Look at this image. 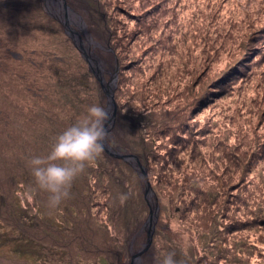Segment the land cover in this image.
<instances>
[{
	"label": "rangeland",
	"instance_id": "374dc122",
	"mask_svg": "<svg viewBox=\"0 0 264 264\" xmlns=\"http://www.w3.org/2000/svg\"><path fill=\"white\" fill-rule=\"evenodd\" d=\"M65 1L72 10L65 11L63 0H41L43 10L46 16L53 20L54 24L52 27L57 29V33H55V36L45 35V33H41L40 31L33 33L31 44H29V53H27L29 56L23 59L24 66L21 67L27 69L32 76L28 79L29 83L26 84H30L32 81L34 87L32 86L33 88L30 92L26 88L23 89V92L21 89L20 92V89H17L16 82H13V89L8 93L10 94L9 101L12 105L13 115H15L14 123L16 127H19V136L17 138L19 145L18 159L32 156L33 153L41 155L42 148L38 145L39 143L35 144L33 137L36 133L35 126L36 124L39 126V124L44 122L45 119L42 117L43 110L52 109L53 113L58 112V103L54 104L55 95L52 104V99L46 94L51 92V88L50 90L46 88H49V85H54L56 81V75L52 72V68H68L70 71L83 68L95 76L90 69L88 61L83 57L76 45L77 42H81L90 52H94L99 57L100 68L106 81H109L113 73L117 71L115 85L112 83L114 86V99L119 77L122 79L121 75L125 78V85L122 86L123 91H125L123 93L134 89V85L139 81L137 85H141L142 87L141 91L145 94L143 98L152 104L154 110H159L154 112L155 114H152L155 117L153 120L155 124L150 128V131L157 130V128L163 126L165 123L171 126L169 128L171 130L165 135L158 133L152 137L151 133L152 139L159 137V141L165 142L164 146H156V149L151 152L152 159L150 161L152 163L155 164V155H157L158 159L163 157L166 160H174L178 166L177 168L181 171V176H178L182 177L183 174L186 175L187 171H191L192 168H197L204 175L208 174L207 168L209 165L207 163L196 165L202 158H205L208 163H211V161L218 162L213 164L214 173L218 172V174H221L223 171L225 172L224 167L227 164L237 161L243 165L241 169L238 166L230 167L229 171H232V180L237 181V183L242 182V184L250 182L251 179L256 183L264 180V153H261L264 151V58L258 55L257 51L250 53V48L244 45V39L246 41L247 39L251 40V37H256L254 41L258 42L264 38V35L261 33L257 36V27L254 28L256 31H253L251 36L249 35L250 30H246V33H242L240 30L230 33L227 23L232 24V29L236 28L235 20L229 18V12L225 11V6L222 7V5H225L222 0H171L172 2H177L175 6H177L180 14L176 19L179 23H182V27L171 20V23H169L165 30L167 37L164 41L157 34V31L160 32V29H157L156 35L152 31H149V28L154 30L153 27H156V25H153L157 21L156 18L150 23L149 21H143L141 18H137V20L130 19L129 16L121 13V7L126 6V4L130 5L131 0H124L122 2L121 0H104V3L110 4V13L107 17L113 20L111 23L107 22L105 25L107 27L108 24H114V29L117 32L116 38L112 39L113 41L110 44L114 31L113 27L106 29L105 32L99 18L90 23L91 26H89V22L86 20L89 17L85 13H82V7L86 2L75 0L77 2L75 5L78 6V10H75L68 0ZM7 10L10 11L11 9L7 8ZM29 10V17H34L38 20H35L38 23L48 19L39 17L41 15L39 7H32ZM106 11L107 6L105 8ZM66 12L69 22H67ZM64 23L70 25L71 29L67 27L69 31L66 30ZM257 25H262V22H258ZM72 29L77 31L78 34L73 33ZM104 32L108 34L105 41L104 37L101 36ZM138 32L142 34L137 36ZM168 37L170 38L167 40ZM124 43L125 45H123ZM119 45L123 47L119 48ZM154 45L157 48L152 51ZM129 66H131L130 71L127 70ZM243 66L252 68V72L247 74L246 77L242 78L241 73L233 76L230 74L237 67H242V70H244L246 67L243 68ZM133 69L135 70L133 71ZM1 79L2 76L0 75V81ZM34 79H37L38 86L35 85ZM227 80H229L227 88L223 89L222 86ZM131 82L134 84L133 86H130ZM101 87L106 94L102 84ZM146 90H150V92ZM4 91L2 92L4 93ZM16 93L17 97H15ZM5 97V95L0 93V128L3 127L4 114L9 115V112L6 110H11L6 107L4 108L2 104L6 102ZM44 97H47V99H44ZM106 98L105 108H107V95ZM123 98H121L122 101L124 100ZM15 106L20 107L17 109ZM40 108L44 109L41 111ZM176 115L181 116L185 120V125L183 124L184 127L180 132H177V125L172 122L177 118ZM84 117L82 113L81 118L83 119ZM116 121L117 113L114 126L108 131L106 141L114 152L128 156L129 154H133L139 159L142 166L146 169L154 192L149 197L152 199L147 200L145 198V182L141 175V166L133 158L124 159L112 155L105 148L104 151L108 156L120 159L129 165V168L119 166L116 168L117 170L113 169L115 172L113 174L119 178V181L116 180L117 184H115L118 187L116 188V192L121 191V187L118 184L124 186L131 194H134L133 197L135 198H137L135 195H138L140 190L146 208V211L141 213L143 217L140 216L137 219L136 216L134 221L133 218L128 220V217H126V221L124 219L119 220L118 225H121L119 228L117 227L113 230L110 226L111 233H108V235L106 232L101 233L102 237L108 238L111 249L106 241L103 242L101 244L102 247H100L103 251L97 254L99 258L90 253L81 256L77 253L78 250L75 251L74 249L72 252L75 254L73 255L61 248H55V245L59 244L62 241L61 238L67 234L65 215L57 211V208H51L49 204H44L45 202L40 203L36 199L37 194L35 190L21 183V186L15 188V192L12 194L13 198L11 195H8L9 203L13 204V207L11 206L8 209L30 220V231H22L23 233L21 234L20 230H15L16 234L13 236L4 228L0 221V264H102L101 260L104 261L103 264H160L163 256L172 252L171 248H167L166 246L174 247L173 253L177 257L180 256L182 264H194L193 262L198 257L205 254L202 251V254L197 253H199L201 248H206L205 245L208 244L205 241L206 239L200 238L198 235L196 236L197 232L190 228L186 230L181 225L182 220L178 219L179 211H174L175 207H177L178 210L183 209L184 214L186 206L184 207L180 203V206L176 204L171 208L167 198L163 199L161 196L159 198L154 187L155 177L157 176V173H155L156 167L151 166L149 169L148 165L141 161L140 157L132 151L133 148L134 150L138 148L142 152H140L142 156L149 154L148 151L144 153L145 146L142 142L138 141L136 145L133 143L136 138L132 135L133 131L129 129L132 125L131 119L126 118L124 129H120L119 126L115 128ZM126 130L129 131L125 132ZM4 132L1 131V138H4L3 135H6V132ZM243 133L248 135L245 141L241 137ZM49 134L44 133L41 136V141L46 145L54 141L53 137L49 136ZM27 135H31L29 136L31 139ZM180 135L184 137V141L177 139ZM123 137L125 142L121 141ZM254 137L257 141H260L259 144H256L259 147L261 146L260 148L256 145L253 146V144H249L250 146L244 145V142L249 139L250 143ZM193 139L197 141L195 142ZM173 141L176 143V146L171 143ZM121 143L128 144L132 147V150L122 148ZM169 147L175 148H171L170 150ZM4 148H6L5 145ZM0 149L3 152L2 157L9 163L8 152H4L1 143ZM238 149H240V153L237 152ZM255 150H258L260 155L257 158H251L249 154L255 152ZM11 156L13 158L16 154L12 153ZM223 156L228 158L236 157L231 160L226 158V165L223 167ZM249 160H252L251 164ZM0 162L3 163L1 159ZM244 165H250L248 175L246 173L247 168H243ZM3 166L5 168V165ZM107 166L110 165L107 164ZM97 170L102 171L99 174V179L101 180H98V184L101 185V191L110 188L109 184L114 183L115 180L110 178L108 181H105V175L108 171L106 172V169L100 166H98ZM95 174L93 172L92 177H95ZM180 186L181 183H179L178 188ZM83 189H85L84 186L80 188V192H83ZM116 192H113V196H123V194ZM235 193L238 194L240 191L238 190ZM255 193L257 196L260 195L259 192ZM2 194L4 193H0V197H2ZM179 195L182 196L185 203L189 196L194 197V193L188 191V188H181ZM105 197V193L99 197L97 189L92 187V195L88 201L94 214H97L101 209L105 210L103 205L96 206L100 202H105L106 204L107 199ZM115 199L117 198L114 197L113 200L116 201ZM1 200L3 199L1 198ZM132 200V197L128 199V201ZM229 200L230 202L218 200L216 203H213L214 200H212V206L214 208L217 206L218 208L219 205H222L223 210L221 213L224 215L227 207L240 205V200L237 197ZM128 201L124 199L122 201L123 206L128 205ZM136 202H139L138 198ZM156 202L158 203L159 211L152 243L148 250L141 255L139 261L136 259L134 261L133 255L147 242L148 225L146 222L150 215L151 205ZM138 205L142 206V203H138ZM0 207L7 209L5 206L0 205ZM130 208L131 205L129 206ZM136 209L140 208L136 207ZM255 213L264 218V189L260 198L257 199ZM241 217V214L238 212L229 220L223 219L220 215L221 222L220 225H217V237L223 238L226 236L228 239L232 238L237 242L240 241L241 245L246 246L248 251L244 255L243 262L236 254L234 255L236 252H233V244L219 243L214 247V251L219 248L222 254H224V252H227V248H230L231 254L230 258L226 260L215 257L220 260L216 261L218 264H264V250L262 248H255L252 245L259 241L264 242V224H262L264 219H256L251 228L237 234L233 232L227 233V231L233 229L231 228L232 226H239V220H243ZM41 218L45 219L43 226L41 228L36 227L35 222ZM100 219L104 221V224L107 223L108 217L105 211L100 212L99 216L95 215L90 222V224H93L91 227L96 228L95 222L99 223ZM141 219L142 221H140ZM162 222L163 224H161ZM182 222L185 223V221ZM224 223L231 224L229 229L221 226ZM52 225H56L61 230L52 227ZM255 226L260 227L254 228ZM101 230L99 229L98 231L101 232ZM127 230L129 232L132 231V233L124 241ZM159 232L162 234H158ZM35 233H43L46 245L40 247L36 243L38 241L32 240ZM200 234L211 241L215 237V235L213 236L205 232H201ZM23 235L28 237L26 241L29 242L25 244L20 242L19 238ZM209 255L213 264H216L214 263V256L210 253ZM6 257H14L13 263H10Z\"/></svg>",
	"mask_w": 264,
	"mask_h": 264
},
{
	"label": "trees",
	"instance_id": "16d2710c",
	"mask_svg": "<svg viewBox=\"0 0 264 264\" xmlns=\"http://www.w3.org/2000/svg\"><path fill=\"white\" fill-rule=\"evenodd\" d=\"M83 1H85L86 4L82 7L83 9L82 13L83 14L85 13L86 16L89 17V19H86L89 22V26H91L90 23H93L94 21H96L97 18H99L101 23L103 24V28L105 32L106 29L110 27H113V29L115 28L114 24L113 25L108 24L107 27L105 25L107 22L111 23L113 21L112 18L110 20L107 17V15L110 13L109 3L108 4L104 3V0H83ZM122 1L124 0H121V2ZM68 2L71 3V5L73 6V8H75V10H78V6L75 5V3H77L75 0H68ZM222 2H224L225 4L222 5V7L225 6V11L229 12V16H230L229 18L235 20L236 28L232 29V24L229 22L227 23V25L229 26L228 31L230 33H232V31L235 32L236 30H240V32L246 33V30H250L249 35L251 36V33H253V31H256L254 30V28L257 27L258 28V31L256 32L257 36L259 35V33L264 35V0H222ZM175 5H177V2L176 1L172 2L171 0H131L130 5L126 4L127 7L126 6L121 7L122 8L121 13L123 15L129 16L130 19L137 20V18L138 19L141 18L143 21L145 22L149 21L150 23L153 19L156 18L157 21L153 23V25H156V27H153L154 30H151L149 28V31H152L154 35H156L157 29H160V32L157 31V34L158 36H161L165 41L167 37V34H165V30L169 25V23H171V20H173V22L177 23L180 27H182V23H179V21L176 19L180 14L179 13L180 11ZM106 6H107V11L105 12ZM32 7H36V8L39 7L40 9L39 13L41 15H44V16L40 15L39 17L48 18L46 16L45 11L43 10V5L41 3V0H0V75L2 76V79L0 81V93L6 96L5 97L6 104L2 103L4 108L6 107L7 109H11V110H6L9 112L8 113L9 115L4 114L3 127L0 128L1 147L4 149V152L5 151L8 152V159L10 160V162L8 163L2 157L3 152L0 149V159L3 161V163L0 162V193H4L2 194V197H0V199L1 198L3 199L0 201V205L5 206V208L7 207V209H2L0 207V221L2 222L4 228L7 231H9L13 236L16 234L15 230H20L21 234L27 230L30 231L29 229L30 220L26 219L25 217H22L23 215L18 214L17 212L13 213V211H10V209H8L11 206L13 207V204L9 203L8 195L12 196V194H14L15 192L16 187L21 186V183L31 187L32 189L35 190L37 194L36 199L40 203L45 202L44 204L48 205L47 193L38 190L34 182V177L32 176L30 168L28 166V160L32 156L37 155V153H33L32 156L30 155L24 158L19 156L22 159H18L17 155H18L19 145L17 142V138L19 136L18 134L19 127H16V124L14 123L15 115H13L12 105L10 104L9 101L10 94H8L9 91L13 89V84H12L13 82H16L17 89L19 88L20 92L21 89L23 92L24 91L23 89L25 88L28 90V92H30V90L34 87L32 85V81L30 84H26L29 83L28 79H30L32 76L27 69L21 67L24 66L23 59L26 56H29L27 53H29L28 52L30 47L29 44H31V38L33 33L40 31L41 33H45V35H49V36H55V33H57V29L52 27L54 23L51 18H48L47 20H43L41 21V23L40 22L38 23L35 21L37 19H35L34 17H29L30 13L28 12L30 11L29 9H31ZM7 8H10L11 10L8 11ZM258 22L259 23L262 22V25L260 26L257 25ZM104 33L101 36L104 37V41H105L106 37H108V34L105 33L104 35ZM116 34L117 32L114 29L112 33L113 36L111 35L112 38L110 40V44L116 38ZM141 34H142L141 32H138L136 35L139 36ZM169 38L170 37H168L167 40ZM255 39L256 37L253 38L251 37V40L247 39L246 41L244 39V45L250 48V53L253 51H257L258 55H261L264 58V38L260 39L258 42H255L254 41ZM123 45H125V43ZM121 46L122 45H119L118 47L120 48ZM156 48H157L156 45H154L152 51L155 50ZM131 66H129L127 70L130 71ZM247 66H245L246 68L243 66V68H245L244 70H242V67H237V69H234L230 74L233 76L235 74L241 73L242 74L241 77L244 78L246 77L247 74L252 72L251 71L252 68L249 67L247 68ZM134 70L135 69H133V71ZM52 72L54 73V75H56V81L54 82V85H49V88L46 87L45 88L48 90H50L51 88L50 90L51 92H48L46 94L50 97V99H52L51 100L52 104L54 100L53 97L55 95L54 104L58 103V112L53 113L52 109H45L46 110L45 111L43 110L44 108H40L41 111L43 110L42 117H44L45 120L42 124H39V126L36 124L35 126L36 135L34 134L33 137L35 140V144L39 143L38 145L41 146L42 148L40 152L41 156H46L47 154L50 153L51 148L55 142V139L60 132H62L71 123L82 119L81 118L82 113L84 116L87 115V109L89 107L88 105L91 106L93 104H98L105 107L106 106L105 101L107 99L106 94L104 93L100 82L87 69L78 68V69H74L73 71H70L68 68L65 69L52 68ZM121 77L122 79H120L119 77L118 87L117 90L115 91V99L118 107L117 121L115 128L119 126L120 129L121 128L124 129L126 118L128 119L130 118L132 121L131 122L132 125L131 127H129V129L133 131L132 135L134 138H136L133 141V143H135L136 145L138 141L142 142L143 145L145 146L144 153L148 151L149 154L142 156L141 155L142 152L138 148L137 150H134V148L132 150V147L126 143H121L122 145L121 147L127 150L134 151L140 157L141 161H143L148 165L149 169L151 166L156 167L155 173H157V176L155 177L154 187L159 195V198L160 196L163 199L167 198L169 200L170 203L169 205L171 208H173L176 204H179L180 206V203L183 204L184 207L186 206L184 209V214H183V209L178 210V208L175 207L174 210L175 212L179 211L178 219L180 218L182 221H185L186 223L185 224L181 221V225L184 228H186V230H188L187 228H190L195 232H197L196 236L198 235L200 238H205L206 239L205 241L208 243L205 245V247L209 251L208 252L207 249L204 247L201 248L199 253L197 254H202L201 251L205 252V254H202V256L198 257L193 263L213 264L212 259H210L209 253L212 256H214V258L220 257L221 259H225V260L229 259L231 254L230 248H227V252H224V254H222V251H220L219 248H217V250L214 251V247L217 246L219 243L228 244V245L233 244L234 246L233 252H236L234 253V255L236 254L237 257L243 262L244 255L248 251L246 246L241 245L240 241L237 242L232 238L228 239L226 236L223 238L219 236L217 237V231H218L217 225H220L221 222L220 215L223 217V219L229 220L232 218V216H234L235 213L238 212L241 214L242 216L241 218L243 220H239L238 222L239 226H232L231 228L233 229L227 231V233L233 232L237 234L239 232L251 228V226L254 225L256 219L258 220V218H263L255 213V207H256L257 199H259L263 193L264 180H262L259 183H256L254 180L251 179L250 182L244 184H242V182L237 183V181L232 180L233 176H232V171H229L230 167L238 166L241 169L243 164L235 161V162H231L230 164H227V166L224 167L226 165L225 164L226 158H228L226 156H223V161H224L223 167L225 172L223 171L221 172V174H218V172L214 173L213 164L218 162L211 161V163H208V161L205 158H202V160H200V162L196 164L199 165L200 163H204V164L207 163L209 165L207 168L209 173L205 175L199 172L197 168H192L191 171H187L186 173L187 176L183 174L182 177H179L181 176V171L179 168H177L178 166L176 162L174 160H166L163 157H161V159H158L156 157L157 155H155L154 157L155 164L152 163L150 161L152 159L151 152H153L156 149L155 148L156 146H164L165 144L164 141H159V137H155L153 139L152 137L158 133L160 134L163 133L165 135L167 132L171 130L169 129L171 128V126L165 123L163 124V126H160L161 128L159 127L157 128V130L150 131V128L155 124V122L153 121L155 117L152 114H155L154 112L159 110H154L152 104L148 103V100H145V98H143L145 97V94L141 91L142 89L141 85L140 86L137 85L139 81H137L135 85L131 82L130 86L134 85V89L128 90L126 93H123L125 91H123L122 86L125 85V78L122 75ZM34 80H35V85L38 86L37 79ZM229 80H227V82L223 84L222 86L223 89L227 88ZM127 81L130 82L128 79ZM2 89L5 90L6 92L4 91L3 93ZM146 91L150 92V90H146ZM15 97H17V93L15 94ZM122 97H124L123 101L121 100ZM44 99H47V97H44ZM16 107L17 109H19L20 106H15V108ZM176 116L177 118H175L174 121L172 122H174V124L177 125L176 126L177 132H180L185 125V120L179 115ZM47 118L50 120L48 121ZM1 131L6 132V135H3L4 138H1L2 137ZM128 131L126 130L125 132ZM250 131L252 133V129ZM44 133L45 134L50 133L49 136L53 137L54 139V141H52L49 145H46L41 141V136H43ZM151 133H152V137H151ZM29 136L28 138L31 139V137ZM241 137L242 140L244 138L245 141V138H247L248 135L243 133ZM177 139L179 141H184V137L182 135H180L179 138ZM121 141L125 142L124 137ZM193 141L196 142L197 140L193 139ZM259 142L260 141H257L254 137V139L250 143H249V139L248 141L244 142V145L246 146L249 144H253L254 146L256 144H259ZM171 143L176 146V143L174 141ZM4 145L6 148H4ZM256 146L259 147V145ZM169 148L171 150V148H175V147H169ZM239 150L240 149H238L237 152H239ZM12 153L16 154V156L13 158L11 156ZM261 153H264V151ZM259 155L260 154L258 150H255V152L249 154L251 158H257L259 157ZM233 158L229 157L228 160H231ZM249 162L251 164L252 160H249ZM107 164H109L110 166H107ZM3 165H5V168ZM98 166L105 168L106 172L108 171L107 174L105 175L106 177L105 181H108L110 178H113L115 182L116 180L119 181V178H117L116 175H114L115 172L113 171V169L117 170L116 168L119 166L120 167L126 166L125 168H129V165H127L125 162L121 161L120 159H116L108 156L105 153V151H103L94 162L86 166L87 169L85 168L84 172L74 181L70 189L69 197L63 201V203L59 206V208H57V211H59L62 215H65L64 218L67 224L66 226L67 234L63 238L59 237L62 239V241H60L59 244H56L55 248L57 249L61 248L67 253L70 254L72 253L73 255L75 254L72 252L74 249L75 251L78 250L77 253L81 256H85L86 253H90L91 255L98 257L97 254L103 251V249L100 248L102 247L101 244L103 242L106 241V243H108V246H110L111 249V244L109 243L108 238L102 237L101 233L106 232V234L108 235V233H111L109 229L110 226L113 230L121 226L118 225L119 220L124 219V221H126L127 220L126 217H128V220L133 218L134 221L136 216L138 219L140 216H142L141 213L146 211L140 190L138 195H135L139 199V202H136L137 198L133 197L134 194H131L129 190L127 191L125 187L120 184H118V186L121 187V191L116 192V188L118 187H116L115 184H117V182L110 184L108 183L110 188H106L105 190L101 191L100 189L101 185L98 184V182L101 180L99 179V174L102 171L97 170ZM249 166L250 165L243 166V168L245 167L247 168V172H246L247 175L249 173V169H248ZM93 172L96 173L95 177H92ZM152 181H153V177H152ZM179 183H181L180 188H178ZM81 185L84 186L85 188L83 189L84 190L83 192H80V188L82 187ZM92 187H95L97 189L99 197H101V195H104L105 193L106 195L105 199H107L106 204L105 202L103 203L100 202V204L98 203L96 205V206L103 205L104 206L103 208L105 209V210L103 209L99 210L97 214H94L92 212L91 204L88 201L92 195ZM181 188L182 189L188 188V191L194 193V197L189 196L187 202L185 203L182 196L179 195V190ZM238 190L240 191V193L238 194L235 193L238 192ZM89 192L91 193L89 194ZM113 192L123 194L122 196L123 198L119 195L113 196ZM255 192H259L260 195L257 196ZM114 197L117 198L115 199L116 201L113 200ZM131 197L133 198V200L128 201V199ZM234 197H237L240 200V205H236L235 207L231 206L230 208L227 207L225 211L226 213L224 215H222L221 213V211L223 210L222 205H219L218 208L217 206L215 208L212 206V200H214L213 203H216L218 200L221 201L225 200L227 202H230L229 199ZM124 199L125 201H128V205L123 206L122 201ZM138 203H142V206H139ZM130 205L131 208L129 209ZM136 207L140 209L137 210ZM102 211H105L108 217L107 223L104 224V221L100 219L99 223L97 221L95 222L96 228L91 227L93 225L90 224L91 220H93L95 215L99 216L100 212ZM44 220L45 219L43 218L39 219L38 221L35 222V226L41 228L43 226V222H45ZM140 221H142V219ZM161 224H163V222ZM262 224H264V221ZM221 226L225 227V229H229L231 224L224 223L221 224ZM52 227L61 230V228L57 227L56 225H52ZM258 227L255 226L254 228H258ZM99 229H102L101 232L98 231ZM201 232H205L213 236L215 235V237L213 238L214 240L211 241L210 239L206 238L204 235H201L200 234ZM130 233H132V231L130 232L128 230L126 231L127 235L125 236L124 241H126ZM158 234H162V233L159 232ZM33 237L34 238L31 237L32 240L38 241L36 243H38L40 247L46 245L43 233H35ZM27 238H28L27 236L23 235L20 236L19 239L20 242L25 244L29 242L26 241ZM252 245L255 248H262L264 250V242L262 241H259L258 243L257 242L253 243ZM166 247L171 248L172 252L170 253L174 252L173 246L170 247L166 246ZM173 254H174V259L177 261V264H182L180 260V256L177 257L175 253ZM6 258L10 263H13L14 257L13 258L6 257ZM216 261H220V260L215 258L214 263L218 264ZM100 262L102 264L104 263L103 260H101ZM160 264H162V261Z\"/></svg>",
	"mask_w": 264,
	"mask_h": 264
},
{
	"label": "clouds",
	"instance_id": "9594fccd",
	"mask_svg": "<svg viewBox=\"0 0 264 264\" xmlns=\"http://www.w3.org/2000/svg\"><path fill=\"white\" fill-rule=\"evenodd\" d=\"M109 120L110 111L93 104L83 119L71 123L57 135L49 154L35 155L28 160L35 185L48 194L51 208H59L69 197L74 181L104 151ZM162 264H177L174 254L165 255Z\"/></svg>",
	"mask_w": 264,
	"mask_h": 264
},
{
	"label": "water",
	"instance_id": "95a60500",
	"mask_svg": "<svg viewBox=\"0 0 264 264\" xmlns=\"http://www.w3.org/2000/svg\"><path fill=\"white\" fill-rule=\"evenodd\" d=\"M63 4H64L63 8H65V11L72 10V8L69 6V4L65 0H63ZM67 15L68 14L66 12L67 22H69ZM65 25H66V30H68L67 27H69V29H71L69 24H65ZM68 31H67V33H68ZM72 32L75 33V34H78V32L75 31L74 29H72ZM79 38H80V36H79ZM76 45L80 49V52L83 55V57L88 61L91 71L95 74V76L101 82V84H102V86H103V88H104V90L106 92V95L108 96L107 109L110 111V120L107 122L106 127L108 128V131H109L114 126L116 113H117L116 102H115V99H114V86L112 84V83H114V85H115V81L117 79V71L115 73H113V75L109 79V81H106V79H105V77L103 75V71L100 68L99 57L94 52L93 53L90 52L88 50V48L84 44H82L81 42H79V43L77 42ZM104 148L106 149L107 152H109L112 155L119 156V157H122L124 159L133 158L135 160V162H137L139 164V166H141V170H142V174L141 175H142L143 181L145 182V198L147 200L152 199V198H149V197L154 192H153V189L151 187V183H150V181L148 179V175H147L146 169L142 166V164L140 163L139 159L133 154H129V156H128V155H123L121 153L114 152L113 149L111 148V146L108 144V142L106 140H105ZM158 211H159V206H158V203L156 202L155 204L151 205L150 215H149L148 220L146 222V224L148 225V228H147V235H148L147 242L141 247V249H139L133 255V260L134 261H135V259L137 261H139L141 255L148 250L149 246L152 243L154 230H155V223H156L157 218H158Z\"/></svg>",
	"mask_w": 264,
	"mask_h": 264
}]
</instances>
